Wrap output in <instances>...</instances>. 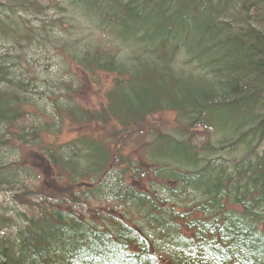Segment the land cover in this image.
Listing matches in <instances>:
<instances>
[{"label":"trees","instance_id":"obj_1","mask_svg":"<svg viewBox=\"0 0 264 264\" xmlns=\"http://www.w3.org/2000/svg\"><path fill=\"white\" fill-rule=\"evenodd\" d=\"M64 1L116 48L74 44L81 48L71 61L86 76L114 79L99 113L90 115L71 96L56 105V116L111 120L132 133L149 117L173 113L183 126L168 133L152 128L142 157L120 151L112 158L99 136L80 137L70 150L43 149L69 183L86 185L77 182L106 173L93 188L75 186L84 198L111 194L122 215L94 225L61 199L37 203L36 214L8 208L7 219L0 215V264H161L152 251L168 258L165 264H264V0ZM38 3L0 0V37L39 44L42 35L16 14L32 8L39 14ZM77 23L72 29L82 30ZM15 71L0 54V189L13 196L19 177L34 174L4 162V151L27 142L24 128L16 134L10 127L27 108L38 109L34 97H47L27 92L28 81ZM194 127L206 132L202 142L184 130ZM142 158L147 167L139 165ZM146 173L147 189L129 185ZM3 223L10 235L1 233Z\"/></svg>","mask_w":264,"mask_h":264},{"label":"rangeland","instance_id":"obj_2","mask_svg":"<svg viewBox=\"0 0 264 264\" xmlns=\"http://www.w3.org/2000/svg\"><path fill=\"white\" fill-rule=\"evenodd\" d=\"M37 2H39L37 5L42 7L38 10L39 14L34 13L33 8L26 13L17 11L16 14L17 20L26 22L33 34L36 32L42 35L39 44L28 38L14 45L9 40L0 37V54H6L11 70H16L19 77L28 81L29 86L25 90L30 94L38 92L40 95H47L43 100L41 97H34L38 100V109L27 108L16 127H10L11 132L16 134L20 128H24L23 136L27 138V142H21V145L14 143V153L4 151L3 160L27 167L34 177L20 176L18 181L22 183V186L19 185L15 196L0 189V215H4L3 217L7 219L9 215L6 212L11 207L25 211L29 215L36 214L38 212L37 208L35 209L37 203L42 201L55 203L61 199L65 201L64 207L94 225L106 223L109 218L117 220L122 215V210L118 202L111 200L113 199L111 194L107 196L106 193L104 199L84 198L79 196L76 188V186H81L85 190L93 188L98 180H102V177L106 178V173L96 180L91 178L77 182L80 184L86 182V185L69 183L67 175H60L53 168H49L46 157L42 155V150L49 146H52L51 149L60 147L70 150L72 142H77L76 139L80 137L98 138L96 136H99V139L103 140L110 149L112 158L117 159L120 151L126 156L142 157L141 147L149 143L147 133L151 132L152 128L158 129L160 133H168L176 129L180 130L183 125L176 121L173 113L156 114L149 117L138 127V131L132 133L123 132L111 120L96 119L85 124L84 122L74 123L67 118L59 119L56 116V105L67 102L71 96L75 104L89 114L102 111L105 107L104 92L114 79L113 75L103 73H93V78L86 76V72L70 59L71 53H76L81 48L74 47V44H85L90 41L92 46L99 45L109 53L115 51L116 48L106 44L109 40L108 33L102 34L99 30L90 28L87 21L81 19L74 8H70L64 0H37ZM60 7L65 10H60ZM74 15L77 18L73 19ZM71 21H77L76 26L80 24L82 30H73ZM44 34L45 37H43ZM60 82L63 83L61 87L58 85ZM65 89L70 91L69 94L65 92ZM35 127L41 129L42 132L34 131L31 134L30 131ZM184 130L195 142H202L206 137V132L202 128L194 127ZM3 136L5 140L9 138L5 134ZM122 147L124 150H121ZM78 148L82 150L83 146L80 144ZM1 150H6V147H2ZM143 158L139 161V165L142 164L145 167ZM117 163L119 162H114V164ZM140 176L131 181L129 179V185L145 190L150 183L151 176L147 173L143 177ZM25 186L27 189L23 190ZM129 218L133 220V216ZM3 224L1 233L10 235L7 224Z\"/></svg>","mask_w":264,"mask_h":264}]
</instances>
